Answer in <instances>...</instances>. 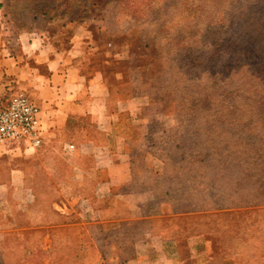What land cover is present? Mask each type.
I'll use <instances>...</instances> for the list:
<instances>
[{
	"label": "rangeland",
	"instance_id": "1",
	"mask_svg": "<svg viewBox=\"0 0 264 264\" xmlns=\"http://www.w3.org/2000/svg\"><path fill=\"white\" fill-rule=\"evenodd\" d=\"M80 23L97 34L94 64L151 123L152 153L174 167L141 182L180 196L217 262L264 264V0H0L8 43L65 42ZM11 202L0 198V229L19 212Z\"/></svg>",
	"mask_w": 264,
	"mask_h": 264
},
{
	"label": "crops",
	"instance_id": "2",
	"mask_svg": "<svg viewBox=\"0 0 264 264\" xmlns=\"http://www.w3.org/2000/svg\"><path fill=\"white\" fill-rule=\"evenodd\" d=\"M3 33L0 104L29 92L42 111L44 140L37 149L0 145V198L36 208L30 222L3 223L12 227L0 229V264H201L210 257L199 236L180 238L176 203L134 179L162 172L163 162L139 151L149 124L136 119V98L114 99L106 67L91 59L92 31L74 26L65 42L25 33L13 44ZM42 192L60 195L49 209L58 220L37 208L50 201ZM82 226L83 234L52 230ZM30 228L46 231L18 232Z\"/></svg>",
	"mask_w": 264,
	"mask_h": 264
},
{
	"label": "trees",
	"instance_id": "3",
	"mask_svg": "<svg viewBox=\"0 0 264 264\" xmlns=\"http://www.w3.org/2000/svg\"><path fill=\"white\" fill-rule=\"evenodd\" d=\"M80 25H83V24L80 23ZM87 28L90 31H92L93 42H94L92 45H90L89 48H92V47L98 48L99 47V43H98V41L96 39V36H97L96 32L92 28H89V27H87ZM109 44H111V43H109ZM108 84H109L110 88L112 89L113 97H114L115 100L132 98L128 94L124 93L125 91L122 92L118 88H116V85L113 82L108 80ZM132 94H133V96L134 95H137V96L141 95L138 91L137 92L132 91ZM147 122L149 124V130H150L151 123L149 121H147ZM148 133H149L148 134L149 142L146 145L145 144L141 145L142 149L139 150V151H141V154H144L147 151L153 152L154 150H156L158 137L152 136V132L151 131H149ZM141 146H139V147L141 148ZM155 154L158 156V159L163 162V170H162V172H158L157 174L151 176V175H148V173L144 171V172L141 173L140 177H137V178H134V179L138 180L141 185H148V186L155 187L157 189V191L161 194V196H163V199L174 201L176 203V205H177V207H176V209L178 210L177 212H180L181 208H183L182 202H181L182 200L180 199V196L178 194H175V192L173 190H170L168 187H165L164 185H159L158 183L154 184V183L151 182V181H153L151 179H150L149 182H147L148 180L141 182L140 178L143 177V176H145V178H146V175H148L149 177H154V178H156L158 180L159 178L160 179H164V176L166 174L174 172V167L169 168V166H170L169 159L166 158V156H164V154H162V153L159 154L158 152H156ZM171 162H172V160H171ZM69 176L65 177V179H68ZM46 179L47 178L42 179V177H41L40 180H41V182H44ZM86 187L88 188V186H86ZM42 194L43 195H47L50 198V201L49 202H42V203L38 202L37 208L39 209V207H40V209H41L40 211L44 212V213H42L43 217H45L44 215H46V216L52 215L54 220H58V218H59L58 215L59 214L56 211H51L49 209H50V206H51V203L53 202V200L54 199H58L59 198L58 196H60V195L58 193H56V192H47V193L42 192ZM35 206H36V204H35ZM35 209H34V207H32L30 209L29 208L28 209L18 208L19 212L14 214V217L17 220H20L22 222H26L28 220L30 222V220H31L30 216L34 212ZM226 215H227V213H226ZM55 217L56 218L58 217V218L55 219ZM177 218H178L179 224L177 226H175V228L177 227L176 230H177V233L179 234L180 238L181 239H186V238H188L191 235L199 236L200 242H198V244H197L199 246V249L207 250V252L210 254L209 255L210 257H207L206 260H203L201 264H220L219 261L217 262V257L214 255L212 239L209 236H207L205 234H201V233H199L197 231L196 223H195V221L192 218L189 219L187 217L186 218L182 217L181 214L178 215L176 217V219ZM21 225H23V224H20V227H22ZM27 226L30 227V225H27ZM52 230L56 231V232H70V233H81V234L86 232L85 227H83V226L82 227H74V228L73 227H68V228L64 227L63 229L54 227ZM44 231H46L45 228H42V229H40V228L39 229L30 228V229H25V230H18V232H24V233H34V232H44ZM12 232H16V231H12ZM231 257L235 258V255L231 256Z\"/></svg>",
	"mask_w": 264,
	"mask_h": 264
},
{
	"label": "built area",
	"instance_id": "4",
	"mask_svg": "<svg viewBox=\"0 0 264 264\" xmlns=\"http://www.w3.org/2000/svg\"><path fill=\"white\" fill-rule=\"evenodd\" d=\"M41 112L29 92L15 91L7 102L0 104V145L41 147L44 140Z\"/></svg>",
	"mask_w": 264,
	"mask_h": 264
}]
</instances>
